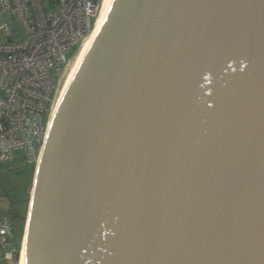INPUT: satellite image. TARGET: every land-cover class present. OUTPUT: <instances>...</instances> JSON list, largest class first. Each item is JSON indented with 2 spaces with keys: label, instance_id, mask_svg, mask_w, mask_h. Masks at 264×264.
<instances>
[{
  "label": "water",
  "instance_id": "water-1",
  "mask_svg": "<svg viewBox=\"0 0 264 264\" xmlns=\"http://www.w3.org/2000/svg\"><path fill=\"white\" fill-rule=\"evenodd\" d=\"M24 240L25 264H264V0H107Z\"/></svg>",
  "mask_w": 264,
  "mask_h": 264
},
{
  "label": "built area",
  "instance_id": "built-area-1",
  "mask_svg": "<svg viewBox=\"0 0 264 264\" xmlns=\"http://www.w3.org/2000/svg\"><path fill=\"white\" fill-rule=\"evenodd\" d=\"M101 5L0 0V162L20 151V160L37 167L71 55L92 33ZM12 223L0 214V256L10 259L18 251Z\"/></svg>",
  "mask_w": 264,
  "mask_h": 264
},
{
  "label": "rangeland",
  "instance_id": "rangeland-1",
  "mask_svg": "<svg viewBox=\"0 0 264 264\" xmlns=\"http://www.w3.org/2000/svg\"><path fill=\"white\" fill-rule=\"evenodd\" d=\"M4 38L5 36L0 34V40ZM74 59L75 57L72 53L71 61L67 66L65 80H67V75L70 71V64ZM21 156L22 152L20 151L12 152L10 154V161L0 162V199L5 200L8 203H15L17 209L24 213L25 208L26 211L29 209L36 168L33 165L20 160ZM28 196H30V199L27 202L28 205L25 206V200ZM22 225V219L19 217L13 219V234L18 243L22 232Z\"/></svg>",
  "mask_w": 264,
  "mask_h": 264
},
{
  "label": "bare ground",
  "instance_id": "bare-ground-1",
  "mask_svg": "<svg viewBox=\"0 0 264 264\" xmlns=\"http://www.w3.org/2000/svg\"><path fill=\"white\" fill-rule=\"evenodd\" d=\"M106 1L107 0H102V5H101V9H100V13H99V16H98V19L96 21V25L92 31V33L90 34V36L85 40V42L83 43V45L81 46L80 50L78 51V53L75 55V59L74 61L70 64V71L68 72V75H67V80H64V84H63V87L60 91V94H59V97H58V103L56 104L55 108H54V114L55 112L57 111L58 107H59V104L61 102V100L63 99L66 91L68 90L72 80H73V77H74V74H75V71H76V68L79 64V61L82 57V55L84 54V51L86 50L88 44L90 43L91 39H92V36L96 30V27H97V24L98 22L100 21L101 17H102V14H103V11L105 10L106 8ZM67 72V71H66ZM67 74V73H66ZM66 81V82H65ZM51 125V124H50ZM26 263V245H25V240H24V243H23V247H22V250H21V256H20V261H19V264H25Z\"/></svg>",
  "mask_w": 264,
  "mask_h": 264
},
{
  "label": "crops",
  "instance_id": "crops-1",
  "mask_svg": "<svg viewBox=\"0 0 264 264\" xmlns=\"http://www.w3.org/2000/svg\"><path fill=\"white\" fill-rule=\"evenodd\" d=\"M11 207V202L8 203L5 200H1L0 199V214H7L9 212V209ZM29 209H27L26 211V215H28ZM25 231H26V224L22 225V232H21V236H20V240L19 243L16 242V237L14 236V241L17 244V246L22 245L23 247V243H24V238H25ZM12 233H13V223H12ZM19 260H16V258L14 259H10L4 256H0V264H19Z\"/></svg>",
  "mask_w": 264,
  "mask_h": 264
},
{
  "label": "trees",
  "instance_id": "trees-1",
  "mask_svg": "<svg viewBox=\"0 0 264 264\" xmlns=\"http://www.w3.org/2000/svg\"><path fill=\"white\" fill-rule=\"evenodd\" d=\"M34 170H35V168H34ZM29 199H30V196H28L27 199L25 200L26 201L25 206L28 205L27 202L29 201ZM25 212H26V208H25ZM25 212L23 213V211L17 209L16 204L11 202V207H10L9 212L7 214L11 217L12 222H13L14 218L19 217L20 219H22V224L25 225L26 224V220H27V215H26ZM16 246H17V244H16ZM21 249H22V245L17 246V250L18 251H17V253L15 255L16 260L20 259Z\"/></svg>",
  "mask_w": 264,
  "mask_h": 264
},
{
  "label": "clouds",
  "instance_id": "clouds-1",
  "mask_svg": "<svg viewBox=\"0 0 264 264\" xmlns=\"http://www.w3.org/2000/svg\"><path fill=\"white\" fill-rule=\"evenodd\" d=\"M22 250V249H21ZM20 256H21V252H20Z\"/></svg>",
  "mask_w": 264,
  "mask_h": 264
}]
</instances>
